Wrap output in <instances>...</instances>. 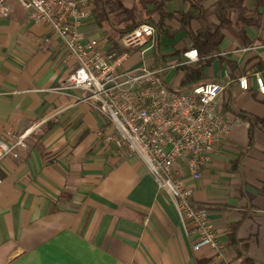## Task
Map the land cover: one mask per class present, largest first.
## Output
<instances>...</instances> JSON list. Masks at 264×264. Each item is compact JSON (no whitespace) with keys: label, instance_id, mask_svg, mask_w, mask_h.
<instances>
[{"label":"crops","instance_id":"1","mask_svg":"<svg viewBox=\"0 0 264 264\" xmlns=\"http://www.w3.org/2000/svg\"><path fill=\"white\" fill-rule=\"evenodd\" d=\"M121 1L144 16L156 0ZM254 1L243 4L252 7ZM9 2L12 13L0 16V142L13 146L23 136V145L15 146L17 157L1 159L0 264H264V94L255 81V73L264 81V20L222 28L224 38L204 73L205 82L225 85L217 103L230 132L198 180L181 170L185 188L207 208L224 245L220 261L211 248L192 247L196 234L157 191L143 160L119 157L118 145L104 141L113 128L83 100V90L62 86L76 63L59 37ZM188 7L186 0H167L163 8ZM79 31L82 41L96 39L109 50L92 4ZM181 37L162 41L155 69L183 59L190 48ZM148 52L139 56L146 59ZM181 65L173 67L176 87ZM240 76L248 78L245 90Z\"/></svg>","mask_w":264,"mask_h":264},{"label":"built area","instance_id":"2","mask_svg":"<svg viewBox=\"0 0 264 264\" xmlns=\"http://www.w3.org/2000/svg\"><path fill=\"white\" fill-rule=\"evenodd\" d=\"M15 1L28 10L33 22L48 26L75 61V69L62 86L82 89L83 100L108 118L113 131L103 134L104 141L118 145L119 157L136 155L143 160L157 191L172 201L181 222L196 234L192 247H209L223 261L224 245L216 236L208 210L193 201L181 170L198 180L230 132L231 123L217 103L225 85L202 82L177 91L166 84L163 72L198 60L195 49L184 51L183 59L161 68H150L144 62L133 69L120 68L127 51L116 55L99 48L96 39L82 41L79 27L90 15L92 0ZM12 11L9 0H0V16L7 17ZM154 35L155 28L143 22L124 34L119 44L145 54L152 50ZM255 81L264 94L263 78L255 73ZM238 85L247 89L248 78L240 76ZM19 145H23V136L13 146L0 142V165L4 155L17 157L14 148ZM2 181L0 178V185Z\"/></svg>","mask_w":264,"mask_h":264},{"label":"trees","instance_id":"3","mask_svg":"<svg viewBox=\"0 0 264 264\" xmlns=\"http://www.w3.org/2000/svg\"><path fill=\"white\" fill-rule=\"evenodd\" d=\"M166 1L156 0L150 14L144 16H138L133 8L124 6L121 0H92L91 4L96 22L107 31L108 51L116 55L127 50L119 44L120 38L138 24L144 22L155 28L151 50L154 60L148 64L150 68L158 66L160 58H163L160 54L162 41H172L182 34L181 39L186 41L187 47L195 49L201 58L194 65L179 66L182 72L180 86L173 87L177 91H183V86L205 82L204 67L209 65L219 50L224 38V26H259L264 20V10H258L259 6L264 8V0H255L252 7L245 6L244 0H218L210 7H204L202 0H186L189 7L175 11L163 8ZM193 22H197V27L193 26ZM240 35L243 40V33Z\"/></svg>","mask_w":264,"mask_h":264},{"label":"rangeland","instance_id":"4","mask_svg":"<svg viewBox=\"0 0 264 264\" xmlns=\"http://www.w3.org/2000/svg\"><path fill=\"white\" fill-rule=\"evenodd\" d=\"M182 49H183V47H182ZM127 50H125V51H127ZM135 51H137V50H135ZM137 52H133L132 50H128L127 53L129 54V59L127 61L123 62L121 64L120 68L127 69V68H129V66L138 63L142 58L144 59L142 61L147 66H148V64L153 63V57H152L151 53L146 55V59H145L144 57L139 56V50ZM146 53H149V52H146ZM170 63L171 62H167L164 65H168ZM158 66H160V62L158 63ZM162 76H163V79L165 80L167 85H171L173 87H176V85H177L176 83H177V79L179 77V73L173 67L168 72L163 74ZM183 90H186V89H183Z\"/></svg>","mask_w":264,"mask_h":264}]
</instances>
